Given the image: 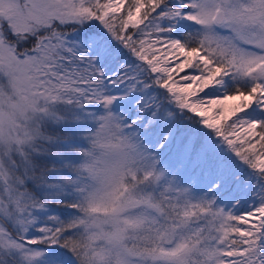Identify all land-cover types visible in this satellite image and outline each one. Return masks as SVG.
Returning a JSON list of instances; mask_svg holds the SVG:
<instances>
[{"label":"snow or ice","instance_id":"obj_1","mask_svg":"<svg viewBox=\"0 0 264 264\" xmlns=\"http://www.w3.org/2000/svg\"><path fill=\"white\" fill-rule=\"evenodd\" d=\"M0 264H264V0H0Z\"/></svg>","mask_w":264,"mask_h":264}]
</instances>
